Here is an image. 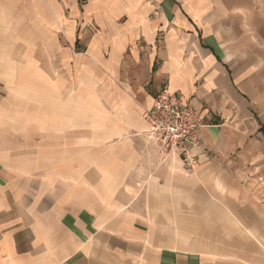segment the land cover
I'll list each match as a JSON object with an SVG mask.
<instances>
[{"label":"crops","instance_id":"obj_1","mask_svg":"<svg viewBox=\"0 0 264 264\" xmlns=\"http://www.w3.org/2000/svg\"><path fill=\"white\" fill-rule=\"evenodd\" d=\"M165 86L189 172L144 135ZM260 156L264 0H0V264H237L158 223L201 238V190Z\"/></svg>","mask_w":264,"mask_h":264},{"label":"rangeland","instance_id":"obj_2","mask_svg":"<svg viewBox=\"0 0 264 264\" xmlns=\"http://www.w3.org/2000/svg\"><path fill=\"white\" fill-rule=\"evenodd\" d=\"M14 20L21 21L20 15ZM245 169L223 173L220 186L214 182V188L201 190V238L180 229L187 223H158L166 241L190 248L201 244L237 264H264V158L247 162Z\"/></svg>","mask_w":264,"mask_h":264},{"label":"built area","instance_id":"obj_3","mask_svg":"<svg viewBox=\"0 0 264 264\" xmlns=\"http://www.w3.org/2000/svg\"><path fill=\"white\" fill-rule=\"evenodd\" d=\"M142 118L146 123V140L156 144L163 155H176L183 171L189 172L196 157L194 150L200 143L202 122L197 112L182 104L178 94L165 86Z\"/></svg>","mask_w":264,"mask_h":264}]
</instances>
